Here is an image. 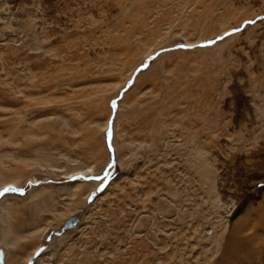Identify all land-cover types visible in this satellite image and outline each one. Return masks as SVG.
Returning a JSON list of instances; mask_svg holds the SVG:
<instances>
[{
    "label": "rangeland",
    "instance_id": "1",
    "mask_svg": "<svg viewBox=\"0 0 264 264\" xmlns=\"http://www.w3.org/2000/svg\"><path fill=\"white\" fill-rule=\"evenodd\" d=\"M0 248L264 264V0H0Z\"/></svg>",
    "mask_w": 264,
    "mask_h": 264
},
{
    "label": "bare ground",
    "instance_id": "2",
    "mask_svg": "<svg viewBox=\"0 0 264 264\" xmlns=\"http://www.w3.org/2000/svg\"><path fill=\"white\" fill-rule=\"evenodd\" d=\"M199 165H201V169H203V170H207V164H206V162H205V160H203L202 162H201V164L199 163ZM94 173V171L93 170H91V169H88V170H86V171H82V172H80V173H77V174H93ZM76 175V174H75ZM70 176H72V175H69L68 177H70ZM67 177V178H68ZM31 184H33V185H41L42 183L41 182H39L38 180L37 181H35V182H33V181H31ZM16 187V184L15 183H9L8 185H6L5 187ZM39 232V231H38ZM45 232H46V230H44L43 231V233L42 234H45ZM36 239H38V238H36ZM5 254H4V264H5Z\"/></svg>",
    "mask_w": 264,
    "mask_h": 264
},
{
    "label": "water",
    "instance_id": "3",
    "mask_svg": "<svg viewBox=\"0 0 264 264\" xmlns=\"http://www.w3.org/2000/svg\"><path fill=\"white\" fill-rule=\"evenodd\" d=\"M76 222H77L76 217L69 218L64 223V228H70V227L74 226L76 224ZM0 264H4V253H3V250L1 248H0Z\"/></svg>",
    "mask_w": 264,
    "mask_h": 264
}]
</instances>
